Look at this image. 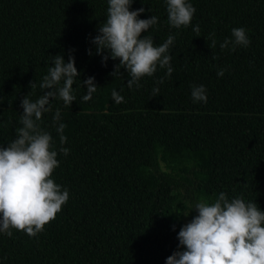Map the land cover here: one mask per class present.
I'll return each instance as SVG.
<instances>
[{"label":"trees","instance_id":"1","mask_svg":"<svg viewBox=\"0 0 264 264\" xmlns=\"http://www.w3.org/2000/svg\"><path fill=\"white\" fill-rule=\"evenodd\" d=\"M191 3L190 24L176 29L162 0H134L132 9H145L140 18L158 17L142 35L155 45L170 33L175 39L173 72L165 76L158 65L130 90L122 67L110 74L118 60L102 64L90 43L106 0H0V145L20 126V100L41 94L50 55L67 60L71 53L81 74L73 84L77 101H51L65 123L63 145L52 111L41 120L57 150L51 175L68 188V199L36 235L15 228L11 236L0 234V264H164L193 202H212L224 191L264 210V0ZM241 26L249 45L221 49ZM87 76L97 89L81 101L79 79ZM197 84L205 86L206 103H193L190 86ZM112 89L122 102L113 101Z\"/></svg>","mask_w":264,"mask_h":264},{"label":"clouds","instance_id":"2","mask_svg":"<svg viewBox=\"0 0 264 264\" xmlns=\"http://www.w3.org/2000/svg\"><path fill=\"white\" fill-rule=\"evenodd\" d=\"M134 0H106V17L91 36L90 43L95 53L105 64L109 58L118 60L114 64L113 77L119 75L120 68L128 73L126 84L140 88V79L152 76L157 66L166 69L165 76L173 72L170 64L169 48L175 36L169 34L160 44L146 33L157 24L158 17L150 15L140 18L143 7L132 9ZM170 27H187L195 7L191 0H162ZM198 32L199 26L193 25ZM250 38L244 27H233L231 39L225 38L220 48L247 47ZM89 55L92 50H87ZM47 73L39 82L41 94L31 99L26 94L20 100L22 112L15 137L5 145H0V234L12 235V228L23 230L30 236L43 230V226L60 211L69 196L67 187L54 182L51 173L58 166L57 150L52 147L50 131L41 126L42 115L52 111V127L59 136L60 144L66 141L65 123L61 110H52L51 101L62 100L70 106L77 101L73 84L80 77L74 56L69 53L67 60L61 54L50 55ZM225 69L217 70L223 76ZM161 77L156 83H162ZM79 85L84 88L81 101H89L96 92L94 76H87ZM29 87L35 88L36 82ZM190 96L193 103L207 102L205 86L191 85ZM159 91L152 88L153 93ZM115 103L123 101L116 89L111 90ZM51 98V99H50ZM59 152L67 155L69 149L60 147ZM195 215L182 224L176 233L177 249L165 258L164 264H264V210L256 202L245 200L239 195L231 198L220 191L212 202L201 199L193 202L191 210ZM190 211H185V216ZM175 228V225L172 226Z\"/></svg>","mask_w":264,"mask_h":264},{"label":"rangeland","instance_id":"3","mask_svg":"<svg viewBox=\"0 0 264 264\" xmlns=\"http://www.w3.org/2000/svg\"><path fill=\"white\" fill-rule=\"evenodd\" d=\"M189 220H190L189 216L188 215L187 216L184 215L183 224L188 222Z\"/></svg>","mask_w":264,"mask_h":264}]
</instances>
